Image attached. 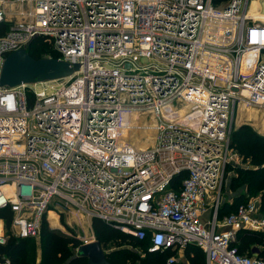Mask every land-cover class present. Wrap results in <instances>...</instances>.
Returning <instances> with one entry per match:
<instances>
[{"label":"built area","instance_id":"obj_1","mask_svg":"<svg viewBox=\"0 0 264 264\" xmlns=\"http://www.w3.org/2000/svg\"><path fill=\"white\" fill-rule=\"evenodd\" d=\"M249 1L0 0V74L39 38L79 65L0 87V209L12 232L39 236L58 200L151 253L195 246L206 264H264L232 246L240 230L264 232L260 202L219 218L236 111L264 121V21L248 16ZM133 112L134 129L151 118L156 146L121 140Z\"/></svg>","mask_w":264,"mask_h":264},{"label":"trees","instance_id":"obj_2","mask_svg":"<svg viewBox=\"0 0 264 264\" xmlns=\"http://www.w3.org/2000/svg\"><path fill=\"white\" fill-rule=\"evenodd\" d=\"M214 2L216 5H221L228 0H214ZM28 53L36 59L45 58L48 54L55 59L58 58V54L52 47L40 38L32 42L28 48ZM233 144H235V150L241 158L244 160L251 159L253 168L237 167L239 175L232 176L229 189L232 192L238 189L245 190V192L260 190L261 211L264 214V136L254 132L248 126H242L231 134L232 148ZM181 180L182 178L177 183H180ZM235 199L232 200V203L225 202L221 206L219 210L220 219L235 212L240 205L248 203V200H245V202L235 206L233 203ZM46 215L42 218L39 235L42 248L41 260L37 261L36 247L31 243L34 237L17 238L10 235L4 244H0V264H88L85 258H74L77 253L72 248H79L83 243L77 237L50 229L46 222ZM0 219L10 228L13 213L10 209H0ZM92 226L96 239L103 248L112 244L116 246L111 251H107V260L110 264H168L167 260L175 255L172 250L157 253L148 252L145 243L129 238L110 228L99 219H94ZM127 243L134 247H144L147 257L142 258L137 255L133 247L131 249L125 246ZM232 246L236 247L239 253H248L249 256H252L251 250L254 247L259 250L258 257L264 259V233L240 230L237 240L233 242ZM183 254L187 261L186 264H206L205 254L198 247L189 246ZM175 264H185V262L180 261Z\"/></svg>","mask_w":264,"mask_h":264},{"label":"rangeland","instance_id":"obj_3","mask_svg":"<svg viewBox=\"0 0 264 264\" xmlns=\"http://www.w3.org/2000/svg\"><path fill=\"white\" fill-rule=\"evenodd\" d=\"M263 9H264V6H262L260 11L264 12ZM248 109L249 107H241L236 111L237 118L234 124L233 131L237 130L238 128L242 126H248L254 132L264 136L263 114L257 110L248 111ZM148 124H152L151 118L148 116L142 117V119L139 122V126H138L139 131H138V128L130 130L129 136L126 139L128 143L135 145L137 149H140V148L146 149V148L156 146V143L158 142V139H156V131H153L151 134H149L148 137L146 136ZM145 126L146 128H144ZM234 145L235 144H233V148L232 147L231 148L233 150V153L237 155V163L235 164V167L230 166L228 167L226 171L225 182H224L225 186L222 192V199L224 201H227L229 200L230 197L234 195V197L236 198L235 201L233 202L235 206L245 202V200L261 201V191L260 190L259 191L252 190L251 192H247V191L245 192V190L238 189L237 191L232 192L229 189L232 176L239 175L236 169L237 166L241 168H253L251 159L244 160L243 158H241L238 152L235 150ZM242 193L244 194V196H241L243 195ZM52 205L53 206L51 207L50 211H52V209L54 208L52 211L54 213L51 212L52 214L50 215V212H47V215H46V222L50 229L56 230L63 234H67L69 236L77 237L82 243L84 242L85 239H93V238L96 239L97 238L94 233L93 226L92 225L90 226V223L93 224V221H89L87 218H82L80 214L75 213L74 210L76 209V207L69 208L67 204H65L62 201H58V200H55ZM1 226L2 228H0V234L4 235L6 238H8L10 235L15 236L17 238H30L26 235H22V233H19V234L13 233L11 226L10 228H8L6 223L3 220L2 222H0V227ZM31 243L35 245L36 259L37 261H40L42 257L41 238L39 236H36L32 238ZM125 246L131 249L133 247V249L136 250L137 255H139L140 257L142 258L147 257L144 247H134V246L129 245L128 243ZM114 248H116V246L115 244H112V245L106 246V248L104 249L109 252ZM72 249L74 250L75 253H77L78 248H72ZM182 256L183 255L181 251L175 252L174 257L176 259H181ZM179 262L180 261H178L177 263Z\"/></svg>","mask_w":264,"mask_h":264},{"label":"water","instance_id":"obj_4","mask_svg":"<svg viewBox=\"0 0 264 264\" xmlns=\"http://www.w3.org/2000/svg\"><path fill=\"white\" fill-rule=\"evenodd\" d=\"M226 8L229 6L226 5ZM78 70V64L55 58L36 59L26 49H21L7 56L0 74V87L36 85L71 76ZM253 253L259 254V251L253 249ZM107 254L96 240L82 244L74 258H85L88 264H110Z\"/></svg>","mask_w":264,"mask_h":264},{"label":"bare ground","instance_id":"obj_5","mask_svg":"<svg viewBox=\"0 0 264 264\" xmlns=\"http://www.w3.org/2000/svg\"><path fill=\"white\" fill-rule=\"evenodd\" d=\"M264 5V0H250L248 2V6L246 9V13L248 14V16H254L255 18H259L262 21H264V12L260 11L261 7ZM264 10V9H263ZM250 60L247 59V63ZM243 107H245V105H243ZM251 110H255L252 108H249L248 111ZM169 111H171L172 114H176V116L180 117L181 119H183V117H185V115L187 113H189L188 108L184 107L181 110H176L173 107L169 108ZM256 115V114H255ZM252 116V115H251ZM138 117V114L133 112L132 114H126L125 116V128L122 130L123 133V138H121V140L124 142V140H126V137L129 136L130 130L134 129V127H136L137 123H136V119ZM253 117V116H252ZM258 119V118H257ZM146 125V124H145ZM263 125V123H262ZM139 131V130H138ZM153 131H156V126L154 123L152 124H148L147 125V131H146V136L148 137L149 134H151ZM151 138V137H150ZM150 140V139H149ZM155 141V140H154ZM135 146V145H134ZM136 147V146H135ZM142 149V148H140ZM50 211V215L54 212ZM88 236V235H87Z\"/></svg>","mask_w":264,"mask_h":264},{"label":"crops","instance_id":"obj_6","mask_svg":"<svg viewBox=\"0 0 264 264\" xmlns=\"http://www.w3.org/2000/svg\"><path fill=\"white\" fill-rule=\"evenodd\" d=\"M237 118V117H236ZM236 118H235V122H236ZM235 124V123H234ZM233 129H234V126H233ZM264 131V130H263ZM232 132H233V130H232ZM230 142H231V137H230ZM230 167V166H229ZM233 167H235V165H233ZM237 167H239V166H237ZM228 169V168H227ZM227 171V170H226ZM224 183H223V187H222V190H221V199H222V192H223V189H224ZM235 197H234V195L232 196V197H230L229 198V200H227V201H224L223 199L221 200V202H222V205L225 203V202H228V203H232V200L234 199ZM259 201V200H258ZM260 202V214H261V216H264V214L262 213V211H261V201H259ZM53 211V210H52ZM50 212V211H49ZM76 213V212H75ZM77 215V214H76ZM80 216V215H79ZM82 218H85V217H83V216H81ZM207 215L206 216H204V218H206L207 219ZM0 222H2V219H0ZM0 228H2V226L0 227ZM259 233H264V232H259ZM253 249H256V248H254V247H252V250H251V254H252V256H258V254H256V253H253ZM261 249V248H260ZM258 250V249H257ZM259 251V250H258ZM184 251L182 252V258L181 259H177L178 261H183V262H185V264L187 263V261H186V259H185V257H184ZM248 254V253H247Z\"/></svg>","mask_w":264,"mask_h":264}]
</instances>
